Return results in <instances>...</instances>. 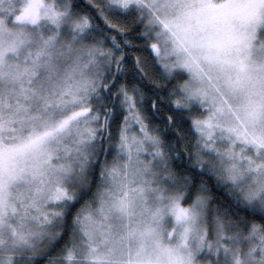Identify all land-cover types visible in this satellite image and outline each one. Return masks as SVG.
Instances as JSON below:
<instances>
[{
  "label": "snow or ice",
  "instance_id": "obj_1",
  "mask_svg": "<svg viewBox=\"0 0 264 264\" xmlns=\"http://www.w3.org/2000/svg\"><path fill=\"white\" fill-rule=\"evenodd\" d=\"M0 264H264V0H0Z\"/></svg>",
  "mask_w": 264,
  "mask_h": 264
}]
</instances>
